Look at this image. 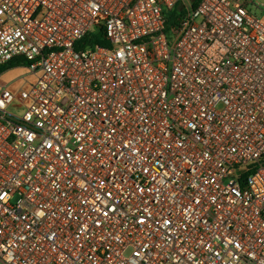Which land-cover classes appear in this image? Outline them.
<instances>
[{"label":"built area","instance_id":"2783aa9c","mask_svg":"<svg viewBox=\"0 0 264 264\" xmlns=\"http://www.w3.org/2000/svg\"><path fill=\"white\" fill-rule=\"evenodd\" d=\"M253 6L0 0V264H264Z\"/></svg>","mask_w":264,"mask_h":264},{"label":"rangeland","instance_id":"374dc122","mask_svg":"<svg viewBox=\"0 0 264 264\" xmlns=\"http://www.w3.org/2000/svg\"><path fill=\"white\" fill-rule=\"evenodd\" d=\"M255 17L264 22V12L253 6ZM26 65V64H25ZM36 80V75L32 74L27 66H19L7 69L0 76V84L12 87L14 91L29 88ZM9 111L18 115L22 114V109L9 108Z\"/></svg>","mask_w":264,"mask_h":264},{"label":"trees","instance_id":"16d2710c","mask_svg":"<svg viewBox=\"0 0 264 264\" xmlns=\"http://www.w3.org/2000/svg\"><path fill=\"white\" fill-rule=\"evenodd\" d=\"M201 0H190L192 7L196 8L198 4L200 3ZM179 8L177 7L174 9L173 12H171V16L169 18L168 24L172 25L177 22ZM96 46H101V47H108L109 44L106 42L104 39V34L103 32L101 33H92L88 35L84 40L79 42L77 44V49H83L86 47L94 48ZM26 63L22 59H16L14 62L9 63L8 65H5L3 67H0V76L9 68H14L18 66H27L25 65Z\"/></svg>","mask_w":264,"mask_h":264},{"label":"crops","instance_id":"0c3cea01","mask_svg":"<svg viewBox=\"0 0 264 264\" xmlns=\"http://www.w3.org/2000/svg\"><path fill=\"white\" fill-rule=\"evenodd\" d=\"M243 1V0H242ZM257 2L258 3H261V4H263L264 5V0H257ZM261 11H263L264 12V9H261ZM12 88V87H11Z\"/></svg>","mask_w":264,"mask_h":264}]
</instances>
